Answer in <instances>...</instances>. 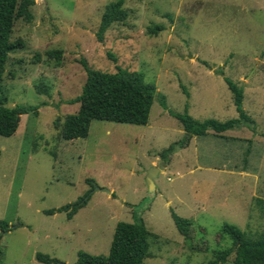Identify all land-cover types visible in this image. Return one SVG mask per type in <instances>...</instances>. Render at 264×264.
I'll list each match as a JSON object with an SVG mask.
<instances>
[{
	"label": "rangeland",
	"instance_id": "rangeland-1",
	"mask_svg": "<svg viewBox=\"0 0 264 264\" xmlns=\"http://www.w3.org/2000/svg\"><path fill=\"white\" fill-rule=\"evenodd\" d=\"M111 1L34 0L33 19L14 24L10 39L25 46L9 55L3 93L7 105H35L37 113L20 115L15 132L0 136V219L11 227L0 237V264H46L37 252L58 264H73L78 251L105 255L116 223L133 221V208L157 234L148 237L143 264H207L211 250L230 245L219 235L224 222L264 229L254 204L264 199V0H123L127 16L99 41ZM156 24L162 28L149 32ZM50 49L62 51L58 60ZM81 60L101 71H137L153 83L147 123L92 120L86 137L59 139L53 122L78 109L68 101L86 78ZM224 76L242 87L250 121L224 137H188L168 111L187 105L197 120L237 117ZM39 82L48 94L36 91ZM87 197L70 218L44 212ZM171 211L190 219L188 238Z\"/></svg>",
	"mask_w": 264,
	"mask_h": 264
},
{
	"label": "trees",
	"instance_id": "trees-1",
	"mask_svg": "<svg viewBox=\"0 0 264 264\" xmlns=\"http://www.w3.org/2000/svg\"><path fill=\"white\" fill-rule=\"evenodd\" d=\"M34 0H0V136H10L17 129L19 117L29 112L37 113V106L13 104L7 105V97L3 93L2 82L6 74V64L9 55L25 46L22 38L10 39L16 21L23 20L30 22L33 19L31 7ZM123 0H114L105 6L101 15L96 37L103 40V33L113 22H121L127 16V11L122 7ZM156 24L149 28L151 33L161 29ZM60 49H50L46 54L57 60L61 55ZM109 57L112 54H108ZM37 58L38 55L36 54ZM81 64L85 70L86 78L81 92L70 99L69 103H78V109L74 113L64 115L62 122L57 118L53 125L60 130L56 136L59 139L71 140L79 137H86L88 127L92 120L114 121L119 123L146 124L153 100L156 97V88L153 83L145 82L142 73L129 71L118 67L113 72L93 69L84 60ZM13 77L11 72L8 73ZM235 106L237 117L225 121H218L213 118L197 120L187 112L185 105L183 113L168 111L181 125L184 133L192 135H205L211 131L213 136L224 137L223 132L237 127L242 122L250 121L249 116L242 108L243 90L227 77H223ZM35 89L39 93L48 94L47 86L43 83H36ZM185 94L187 92L185 91ZM158 101L163 108H166L164 97L158 96ZM114 195V194H112ZM88 199L62 205L58 208L47 209L44 212L66 213L70 218L78 208ZM257 210L264 216V199H254ZM171 217L178 232L185 238L190 236L191 221L188 218L180 217L171 211ZM133 221H118L116 223L108 253L92 255L78 251L77 259L73 264H143L144 258L151 256L148 251V237L156 238L157 234L150 232L142 218V211H132ZM11 227L0 219V237ZM219 235L227 237L230 245L222 249L211 250V258L207 264H219L228 261L232 256L231 264H264V229L250 231L241 229L235 224L224 222L220 228ZM2 249L0 246V256ZM37 261L41 263H60L57 259L47 254L37 252Z\"/></svg>",
	"mask_w": 264,
	"mask_h": 264
},
{
	"label": "water",
	"instance_id": "water-1",
	"mask_svg": "<svg viewBox=\"0 0 264 264\" xmlns=\"http://www.w3.org/2000/svg\"><path fill=\"white\" fill-rule=\"evenodd\" d=\"M155 176V173L153 172V170H149L148 171V174L146 176V184H147V187H148V191L151 195H153L154 193V184H153V177ZM96 189L97 190H102L104 192H107V193H110L109 190L105 189V188H99L96 186Z\"/></svg>",
	"mask_w": 264,
	"mask_h": 264
}]
</instances>
